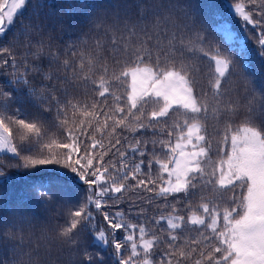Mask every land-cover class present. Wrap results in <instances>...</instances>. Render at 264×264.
Instances as JSON below:
<instances>
[{
	"label": "snow or ice",
	"instance_id": "snow-or-ice-1",
	"mask_svg": "<svg viewBox=\"0 0 264 264\" xmlns=\"http://www.w3.org/2000/svg\"><path fill=\"white\" fill-rule=\"evenodd\" d=\"M27 5L0 0V37L20 25L0 46V74L9 78L0 83V153L11 154L0 156V179L10 168L59 167L85 188L69 203L70 189L35 184L43 204L66 205L63 223L42 229V245L20 206L0 216V246L9 256L0 264H54L53 246L82 257L81 264H103L84 247L86 236L110 247L114 264H264V90L251 81L231 87L232 61L212 45L194 11L173 0L117 6L91 19L89 40L80 43L94 41L90 51L105 54L85 61L75 43L64 53L45 45L38 20L19 19ZM257 8L259 19L243 3L233 11L260 29L264 58V6ZM216 31L229 52L243 56L227 24ZM204 48L214 53L216 76L207 92H197L187 67ZM240 120L247 123L233 128ZM210 121L215 148L206 139ZM17 131L24 134L19 143ZM145 205L161 211L149 217ZM125 213L137 221L125 222Z\"/></svg>",
	"mask_w": 264,
	"mask_h": 264
},
{
	"label": "trees",
	"instance_id": "trees-1",
	"mask_svg": "<svg viewBox=\"0 0 264 264\" xmlns=\"http://www.w3.org/2000/svg\"><path fill=\"white\" fill-rule=\"evenodd\" d=\"M167 2V0H165ZM179 5H187L194 11L199 26L202 27L214 47L222 49L223 54L228 56L232 65V85L235 87L243 85L247 81H251L257 89L264 90V58L258 54L259 41L258 37L262 34L259 28H253L252 25H245L233 11L236 3H243L246 10H250L254 19L260 18V12L257 6H264V0H256L255 5L250 0H173ZM133 4L134 0H28V5L22 10V15L19 19L24 21L38 20L44 28L43 40L45 45L51 46V50L64 53L69 49V45L75 43L79 46V52L83 54L84 60L88 61L94 54H105L100 48H97V53L90 51L91 44L94 41H89L88 45L80 43L83 40H89L90 21L94 17L110 15L117 6L123 4ZM35 5H39L38 15H34ZM219 24H227L236 36V43L233 49H236L240 44L244 45L245 51L241 56L237 51H228L223 44L220 36L216 31ZM19 22L14 27L10 28L7 35L0 37V46H7L13 35L19 31ZM34 42L40 37H34ZM102 45L107 44L106 40H101ZM16 51L23 55L25 48L18 46ZM47 51V49H46ZM208 51L207 57L203 56V52ZM214 54L208 48L198 50V59L194 62H189L187 67V76L194 77L196 81V91L203 89L207 92L214 83L216 72L214 62L211 60V55ZM73 60H78L79 56L71 57ZM47 70L48 60L40 62ZM55 74V66L52 69ZM63 76V73H60ZM9 78L0 74V83L7 84ZM39 83V81H37ZM63 87V85H58ZM240 95H244L243 88H240ZM250 91V89H249ZM211 99V95L208 96ZM174 120L180 117H174ZM247 123L245 120H240L232 123V127H243ZM205 127L208 128L206 139L212 140L213 148L216 147L217 137L216 127L214 122H209ZM222 125L220 128L222 129ZM223 133L221 132V135ZM23 132L15 133V140L20 142ZM54 151H62L56 150ZM11 154L2 153L0 156ZM215 158V157H213ZM40 181L48 182L53 191H60L64 188L71 190V194L65 199L71 203L75 202L80 192L84 191V184L79 177L70 173L66 169L59 167H47L40 169L25 170L10 168L7 170V178L0 179V216L6 217L8 213L20 206L22 214L31 218L33 223V239L40 244L48 243L47 240L41 238L42 229L51 230L57 224L63 223L66 205L56 204L45 205L36 196L33 186ZM219 188L216 190V197H219ZM230 194L225 193L227 198ZM126 206L121 205V211H124ZM148 209L146 215L151 216L156 212L161 211L154 205H145ZM116 211V209H113ZM166 211V210H164ZM125 222H136L137 217L125 213ZM103 223L102 218H98V224ZM151 227V224L148 225ZM117 239H122V233H117ZM84 247L91 253H99L104 257L103 264H114V257L110 255L111 248L105 247L101 242L95 240L92 236L82 238ZM0 257L8 259V253L5 246H0ZM51 259L54 264H81L82 257L71 255L66 251H60L55 246L52 247Z\"/></svg>",
	"mask_w": 264,
	"mask_h": 264
},
{
	"label": "rangeland",
	"instance_id": "rangeland-1",
	"mask_svg": "<svg viewBox=\"0 0 264 264\" xmlns=\"http://www.w3.org/2000/svg\"><path fill=\"white\" fill-rule=\"evenodd\" d=\"M0 154H2V153H0ZM7 154H10V153H7Z\"/></svg>",
	"mask_w": 264,
	"mask_h": 264
}]
</instances>
